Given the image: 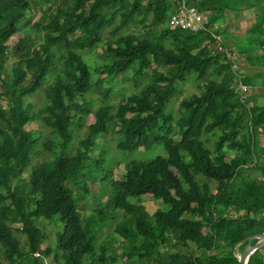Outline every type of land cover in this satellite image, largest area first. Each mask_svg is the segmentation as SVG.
I'll return each instance as SVG.
<instances>
[{
  "label": "trees",
  "instance_id": "16d2710c",
  "mask_svg": "<svg viewBox=\"0 0 264 264\" xmlns=\"http://www.w3.org/2000/svg\"><path fill=\"white\" fill-rule=\"evenodd\" d=\"M192 2L207 16L208 28L227 9L221 0ZM258 2L260 14L243 36L254 48L248 59L264 68V0ZM33 3L46 6L32 23L42 42L34 47L25 35L9 47ZM171 8L169 0H0V250L6 264H42L50 255L57 264H115L121 258H134V264H239L236 245L243 251L249 236L264 231V102L259 94L236 92L230 64L221 62L219 31L172 30ZM134 20L146 33L121 32ZM113 23L105 62L90 66L81 51L99 44ZM10 55L16 60L3 77L1 65ZM57 62L60 72L45 88L47 103L34 112L27 99ZM130 69L135 81L150 72L149 81L124 95L113 116L104 103L94 111V122L84 125L92 105L86 95L100 89L93 73L112 82ZM191 74L202 83L182 98L174 115L169 103ZM244 82L256 81L245 76ZM109 95L104 92L105 101ZM34 118L48 129L51 138L42 144L54 153L37 164L32 154L41 138L27 128ZM113 118L121 152L159 145L164 154L131 158L123 175L113 177L106 153L92 155ZM249 169L257 176H247ZM97 180L107 187L94 192L97 207L83 220L80 201ZM147 197L167 208L149 213ZM53 217L63 227L50 247L37 220ZM114 220L120 253L110 249V238L98 243ZM17 232L26 238V250ZM248 264H264V247Z\"/></svg>",
  "mask_w": 264,
  "mask_h": 264
},
{
  "label": "rangeland",
  "instance_id": "374dc122",
  "mask_svg": "<svg viewBox=\"0 0 264 264\" xmlns=\"http://www.w3.org/2000/svg\"><path fill=\"white\" fill-rule=\"evenodd\" d=\"M222 2L220 5H223V7H227V9H221L222 11H227L229 14V24L219 27L218 25H215L213 29L214 31L218 30L220 35V41L222 44H225L224 41H227L226 44L229 46H232L236 50L237 54V61L239 65L241 66V69L245 76L252 77L255 83L251 84V88H249L246 93L251 94H259L260 99L259 101L264 102V96H263V78H264V68L260 65L253 64L249 59L248 56L253 52V49L250 45V41L246 39L243 35L247 31V27L250 23L253 22L254 16L257 14H260V3L258 0H251V2L244 3L245 6L239 5L238 3L233 2V0H221ZM248 5V7H246ZM46 6L40 5V3H33V10L31 12L28 11L27 17L21 18L18 21V24L20 26L19 32L14 34L10 40L7 42L9 47H12L14 43L24 37L25 35L29 36L30 40L32 41V44H34V47L39 46V44L42 42V32L37 33L35 32L32 23L40 16L41 10L44 9ZM243 7V8H242ZM222 8V6H221ZM218 9V6L215 10L211 11L212 15H216ZM243 11L240 12V11ZM32 13V14H31ZM31 14V15H30ZM219 18H221L222 12L219 11ZM236 18V19H235ZM239 18V19H238ZM26 19H30V23L26 22ZM208 21V19H207ZM226 20H222V22H225ZM220 23V22H219ZM115 23L107 26L104 28V30L101 32V38L102 41L99 42L95 47L88 50L81 51V55L83 59L90 65V66H97L101 65L105 62L106 56H105V45L106 41L108 39H114L115 35H111L109 30L113 28ZM215 22H212L211 25H214ZM234 28V26H236ZM211 28V27H210ZM234 28V29H233ZM221 29V31H220ZM231 29V30H229ZM147 28H144V25L142 23L137 22L134 20V22H131L125 29H123L121 32L123 33H135V34H144L146 33ZM222 35V36H221ZM224 40V41H223ZM232 44H231V43ZM11 49H9L10 51ZM8 51V52H9ZM260 52V50L256 47L255 53ZM16 60V57L14 55H10L1 65L3 68L2 76L6 77L7 74L11 73V69L13 66V62ZM60 72V63L57 62L56 65L51 70L49 77L47 81H45L42 84V88H40L38 91H36L34 94L30 95L28 97V102L31 103L33 107L34 112H40L41 109L45 106L47 103L46 99V93L45 88H47L48 84H50L54 79L55 76ZM260 73H263L262 76H260L259 81H257L258 76ZM6 74V75H5ZM133 70L130 69L124 74H120L114 78L112 82L109 81V78L106 77V74H98L93 73V81L95 83H99L100 89L99 90H93L89 94L86 95V99L92 103L91 105V113L85 118L84 125L90 124L94 122V111L102 104L106 103L109 104L111 107V115L113 116L119 102L122 100V97L128 93H132L135 91H138L141 87H143L148 81H149V75L150 72H148V75L142 77L141 79L135 81L132 79ZM103 78V79H102ZM99 79L101 82H99ZM26 81V79H25ZM198 83H202V81L198 82L195 80V75L191 74L185 80L184 82H179L178 86L182 89V94L178 95L176 97H173L172 100L169 103V109L172 111L174 115H177L178 105L182 98L189 96L196 92ZM110 92L109 97L104 100V92L107 91ZM1 102L4 104L5 99L1 100ZM28 129L33 130L34 135H38L39 138H41L39 144L37 147L33 150L32 154V164L40 163L44 160H50L54 157V153L50 150H46L43 147V142H46L49 138H51V135L47 128H45L41 122V119L34 118L32 121H30L27 125ZM262 142L264 141V128L262 130ZM120 137L119 134V124L117 123V120L115 118L110 120L109 128L106 133L99 135L97 138V146L95 150L93 151L92 155L95 158H99L101 154L104 152L106 155L110 158L111 164L108 167L113 172V177H121L124 173V164L127 160L131 158H146V157H153L155 155L164 154L163 149L158 145L154 148H151L149 150L141 147L139 150L133 152V153H123L116 147V143ZM77 144V139L74 142V145ZM259 162L264 163V154H260L259 156ZM247 176H257V171L254 169H249L246 172ZM26 176V174H25ZM109 185V184H108ZM92 190L90 189L91 194L87 196L86 200H81L79 204V209L82 213V218L85 220L87 215H90L93 210L97 207L96 206V200L93 198L94 192L96 190H100L101 188L107 187L104 184L100 183V180H97L91 184ZM76 189V188H75ZM104 198V197H103ZM104 198L103 200H105ZM143 204L146 207L147 211L149 213H153L157 208L164 207L167 208L160 200H156L154 198H144ZM120 215L117 214L116 220H119ZM116 220L109 221V223L104 226L102 232L99 234L98 243H101L103 240H108L110 238L111 244L110 249L114 248L116 249L117 253H120L121 250L119 248V241L121 240V237L114 233V226L116 223ZM37 223L44 228L46 233V241L45 243L49 245L50 247H53L56 240V232L61 230L63 225L59 221L57 217H53L50 220H37ZM203 231H206V228L203 229ZM112 235V236H111ZM16 236L21 241V249L27 248L26 245V238L21 235L20 233H16ZM241 243L237 244V246L234 248V253L236 256H238L242 251L240 250L239 246ZM193 248L192 246L190 247ZM182 252H185L184 248H180ZM135 262L134 258L130 260H126L125 258L118 259V261L115 264H134L132 262ZM42 264H57L53 258L52 255L48 257H43L41 260ZM0 263L6 264L7 261L2 254L0 250Z\"/></svg>",
  "mask_w": 264,
  "mask_h": 264
},
{
  "label": "built area",
  "instance_id": "2783aa9c",
  "mask_svg": "<svg viewBox=\"0 0 264 264\" xmlns=\"http://www.w3.org/2000/svg\"><path fill=\"white\" fill-rule=\"evenodd\" d=\"M172 4L171 14L168 21L170 29H185L189 31L210 30L207 27V16L200 12L193 0H169ZM218 40L219 37H217ZM227 45V46H224ZM220 49L224 51L221 59L223 63L230 64V71L233 74V86L241 96L251 88V84L244 82L243 73L237 61L236 50L228 44H221Z\"/></svg>",
  "mask_w": 264,
  "mask_h": 264
},
{
  "label": "water",
  "instance_id": "95a60500",
  "mask_svg": "<svg viewBox=\"0 0 264 264\" xmlns=\"http://www.w3.org/2000/svg\"><path fill=\"white\" fill-rule=\"evenodd\" d=\"M253 239H256V242L252 244ZM262 247H264V231L259 234L249 236L247 239V245L244 247L243 251L236 256L239 264H248L250 256Z\"/></svg>",
  "mask_w": 264,
  "mask_h": 264
},
{
  "label": "crops",
  "instance_id": "0c3cea01",
  "mask_svg": "<svg viewBox=\"0 0 264 264\" xmlns=\"http://www.w3.org/2000/svg\"><path fill=\"white\" fill-rule=\"evenodd\" d=\"M197 1H199V0H197ZM243 5V7L245 6V4H241V6ZM242 7V8H243ZM246 7H248V5L246 6ZM222 12V17L221 18H219V14H217L218 16H217V19H216V21H215V24L214 25H212L211 26V29H216V28H214V26L215 25H218L220 28L221 27H223V26H225V25H227V24H229V14H228V12L227 11H221ZM240 12H242L243 13V11L241 10ZM236 19V18H235ZM239 19V18H238ZM222 20L224 21V20H226L225 22H222ZM220 22V23H219ZM226 27V26H225ZM237 27V25L236 26H234V28H236ZM227 28V27H226ZM233 28V29H234ZM229 30H231V29H229ZM220 31H221V29H220ZM219 38H220V35H217ZM222 36V35H221ZM224 41V40H223ZM225 43H227V41H224ZM231 43V42H230ZM232 44V43H231Z\"/></svg>",
  "mask_w": 264,
  "mask_h": 264
}]
</instances>
